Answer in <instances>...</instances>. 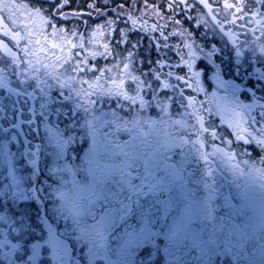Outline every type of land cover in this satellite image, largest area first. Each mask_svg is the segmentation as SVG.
Segmentation results:
<instances>
[{"label":"snow or ice","instance_id":"obj_1","mask_svg":"<svg viewBox=\"0 0 264 264\" xmlns=\"http://www.w3.org/2000/svg\"><path fill=\"white\" fill-rule=\"evenodd\" d=\"M74 2L0 0V264H264V0Z\"/></svg>","mask_w":264,"mask_h":264},{"label":"flooded vegetation","instance_id":"obj_2","mask_svg":"<svg viewBox=\"0 0 264 264\" xmlns=\"http://www.w3.org/2000/svg\"><path fill=\"white\" fill-rule=\"evenodd\" d=\"M89 2V0H75V2L72 4V8L73 9H77L79 8L80 10H86V7H87V3ZM117 3L121 2V0H116ZM109 15H112L111 12H109ZM84 19L87 21V24L88 25H92V26H95L97 24H101L103 22V18H100V19H97L95 17V14H93L92 18L91 19H88L87 16L84 17ZM73 24H75V22H73ZM121 27H123V25H121ZM82 32L85 31V27H81L80 29ZM140 35V33H136V34H133L132 35V40L134 41L137 36ZM200 33H197V36H199ZM118 38V37H117ZM211 39V37H209ZM180 39L179 37H173L172 39H170L169 43L172 44V43H176V44H179L180 42ZM104 41H103V37L102 36H96L93 40V44H102ZM121 48L124 47V45H121L120 46ZM151 49V45L149 44V41L147 39L144 40L143 42V47L140 49V53H141V56L144 57L145 61H147L149 59L148 55L146 54V51L147 50H150ZM101 51L103 50L102 48L100 49ZM91 51V50H89ZM83 55V53H82ZM169 55H172L173 59L174 60H178L179 58L177 56H175L173 53H169ZM157 58L156 56V53L155 51H152V55H151V59L152 60H155ZM93 64L95 65H99V66H104L105 64H110L111 63V60H104V59H95V60H92L91 61ZM143 67L145 69L148 68V64L145 63L143 65ZM167 69H165L166 71ZM107 107V106H105ZM243 147H248V146H243ZM249 151H252L254 155H259L260 152H259V149L258 148H249ZM255 187L258 188V184L255 185Z\"/></svg>","mask_w":264,"mask_h":264}]
</instances>
